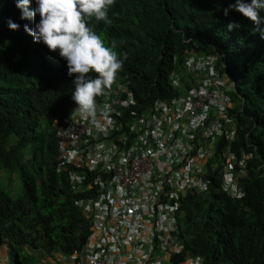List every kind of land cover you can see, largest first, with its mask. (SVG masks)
I'll list each match as a JSON object with an SVG mask.
<instances>
[{
    "label": "trees",
    "instance_id": "1",
    "mask_svg": "<svg viewBox=\"0 0 264 264\" xmlns=\"http://www.w3.org/2000/svg\"><path fill=\"white\" fill-rule=\"evenodd\" d=\"M17 2L0 0V173L17 171L22 185L14 196L12 181L7 188L0 184V246H8L17 264H38L39 254L40 259L75 253L83 258L92 223L80 203L94 196L85 189L73 192L69 178L75 168L59 165L55 125L75 106L73 77L58 50L25 33L24 25L32 29L40 17L21 20ZM229 2L113 0L107 21H87L122 62L114 83L95 100L129 82L135 103L123 110L126 123L154 122L165 107L172 108L162 129L177 136L182 132L174 129L175 118L189 120L186 112L174 113L173 104L198 93L217 71L232 80L228 93L235 116L225 121L212 106L207 118L223 135L214 131L212 144L195 134L205 144L197 179L207 190L180 193L178 236L186 252L201 256L204 264H264V40L239 14L222 15L219 9ZM35 6L30 0L29 11ZM9 19L20 27L10 30ZM230 21L244 26L228 31ZM211 57L217 62L207 66ZM244 151L251 156L246 177L234 181L246 193L237 190L233 197L225 191L224 165L230 153L239 158ZM174 260L183 262L185 254Z\"/></svg>",
    "mask_w": 264,
    "mask_h": 264
},
{
    "label": "built area",
    "instance_id": "2",
    "mask_svg": "<svg viewBox=\"0 0 264 264\" xmlns=\"http://www.w3.org/2000/svg\"><path fill=\"white\" fill-rule=\"evenodd\" d=\"M213 62L206 59L207 66ZM127 86L119 84L96 101L95 117L73 112L59 134V165L75 168L69 178L73 192L85 189L94 196L80 203L92 223L81 263L173 264L170 255L182 250L176 236L180 193L189 188L207 190L205 182L197 179L205 144L195 134L222 135L219 125L206 124L209 109L218 107L220 114L230 102L220 78L204 79L198 93L173 104L174 113L186 112L189 120L175 118L174 129L182 132L176 136L162 129L172 108L165 107L154 122L141 118L137 125L126 123L123 110L135 103ZM146 123H153L152 127ZM248 158L227 156L225 191L233 197L239 189L236 172L242 176ZM78 258L72 256L74 261ZM187 260L186 264H202L200 258Z\"/></svg>",
    "mask_w": 264,
    "mask_h": 264
},
{
    "label": "clouds",
    "instance_id": "3",
    "mask_svg": "<svg viewBox=\"0 0 264 264\" xmlns=\"http://www.w3.org/2000/svg\"><path fill=\"white\" fill-rule=\"evenodd\" d=\"M29 3L30 0H18L16 7L21 12L20 19L33 20L37 15L40 19L35 23L32 29L25 24V33L30 35L35 43H43L46 45L50 51L58 50V55L66 61L67 74L73 77L71 99L75 103V106L72 108L69 117H64L62 120L55 121L57 145L59 149L61 141L59 134L65 127L66 121L71 118L73 112L95 117L97 112L96 101H100L109 93L98 100H95V97L104 94L105 90L114 83L116 74L122 67V62L117 58V53L113 48L106 45L103 39L94 32L91 27L87 26V21L90 17H94L97 21H107L108 6L113 3V0H35L36 6L31 11H29ZM219 11L224 17H227L230 12L239 14L242 20L251 22V32L258 35L261 40H264V0H231L226 6L221 7ZM7 26L13 31L20 27V25L14 23L10 19L7 21ZM243 26L242 23L230 21L227 23L226 29L232 31ZM211 59L217 62L216 57H211ZM216 77L220 78L224 83L222 92L230 102L220 113V116H224L223 118L227 121L230 117L235 116L231 115V112L235 109V103L228 93V89L233 88L234 84L232 80H228L218 71ZM126 84L130 86L129 82ZM206 124L210 125L211 123L207 121ZM231 129V133H228V137L233 140L236 135V129ZM207 139L210 140L212 144L214 143L215 139L213 134ZM230 154L237 157L234 153ZM245 155L249 158L246 161L245 168L242 170L243 177L240 175V172H236L238 178L241 180L246 177L245 171L251 156L244 151L239 158L237 157L238 159H242ZM237 184L239 188L240 183L237 182ZM238 190L242 194L246 193L243 188H239ZM177 227V244L182 247V250L170 255L171 262L175 264V255L185 254V260L179 264H186L188 258H200L202 264H204L201 256L191 255V253L186 252L178 236L180 229L178 223ZM87 244L88 241L86 246ZM0 248L6 249L11 264H17L18 260L8 249V246L2 244ZM58 255L61 256L60 254ZM39 256L40 254L36 257V263L38 264H53L52 261L56 263L58 261L56 260L57 255L55 259L48 257L40 259ZM61 257L69 260L70 264H81L80 257L76 261L72 260V257ZM44 261H46V263ZM59 261L60 263L64 262L62 259ZM0 264H2L1 259Z\"/></svg>",
    "mask_w": 264,
    "mask_h": 264
},
{
    "label": "rangeland",
    "instance_id": "4",
    "mask_svg": "<svg viewBox=\"0 0 264 264\" xmlns=\"http://www.w3.org/2000/svg\"><path fill=\"white\" fill-rule=\"evenodd\" d=\"M12 181L14 183V188H13V195L14 196H18L19 194L16 191V188L21 187L22 183L19 179L18 173L17 171L11 172L8 170H2V172L0 173V184L2 187L7 188L8 183ZM23 194V192H22ZM20 194V195H22ZM47 260V258H46ZM53 264H56L55 261H52ZM58 264H61L60 261H57Z\"/></svg>",
    "mask_w": 264,
    "mask_h": 264
},
{
    "label": "crops",
    "instance_id": "5",
    "mask_svg": "<svg viewBox=\"0 0 264 264\" xmlns=\"http://www.w3.org/2000/svg\"><path fill=\"white\" fill-rule=\"evenodd\" d=\"M7 254L8 253H7L6 249L4 250V249L0 248V259L2 261V264H11ZM61 259L64 260V262H62L61 264H70L69 260L63 259L61 256L57 255V259L56 260L59 261ZM44 262L46 263V261H44ZM47 264H49V263H47ZM56 264H58V263H56Z\"/></svg>",
    "mask_w": 264,
    "mask_h": 264
}]
</instances>
